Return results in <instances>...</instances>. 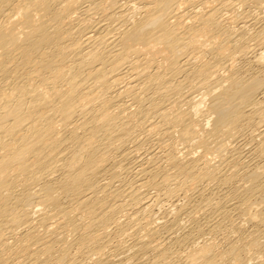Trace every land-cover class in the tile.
Listing matches in <instances>:
<instances>
[{
	"label": "bare ground",
	"instance_id": "bare-ground-1",
	"mask_svg": "<svg viewBox=\"0 0 264 264\" xmlns=\"http://www.w3.org/2000/svg\"><path fill=\"white\" fill-rule=\"evenodd\" d=\"M0 264H264V0H0Z\"/></svg>",
	"mask_w": 264,
	"mask_h": 264
},
{
	"label": "rangeland",
	"instance_id": "rangeland-1",
	"mask_svg": "<svg viewBox=\"0 0 264 264\" xmlns=\"http://www.w3.org/2000/svg\"><path fill=\"white\" fill-rule=\"evenodd\" d=\"M237 141H240V142H238V144H241V143L244 142V141L242 140V138L238 137V138H236V141L233 142V144L235 145ZM130 146H131V145H130ZM130 146H129V147H130ZM137 146H140V148L142 149V150H140L139 153H141V152H143V153H141V156H139L140 154L138 153V156H135L133 160H135V161H140V159H142L143 156H144V152H145L144 150H146V148H145L144 146H141L140 141H139V145L137 144L136 147H137ZM250 148H251V144L248 145V149H249V150H247V151H250ZM130 150H133V148L130 147ZM149 151H151V150H149ZM149 151H148V152H149ZM119 154L121 155V153H119ZM116 155H117V154H116ZM131 155H133V153H132ZM142 155H143V156H142ZM130 157H132V156H129L128 158H130ZM136 157H138V158H136ZM140 163H141V162H140ZM104 177H106V176L104 175ZM100 179H103V177H101ZM179 194H180V193L178 192L177 196L173 197L172 200H170L171 202H173L174 205L178 204V201H179L181 198H183V196L178 197ZM187 195H189V193H188ZM170 199H171V198H170ZM184 200H185V199H184ZM184 200H183V201H184ZM163 201L167 202V200H163ZM181 202H182V201H181ZM166 207H167V206H165V208H166ZM127 241H128V240H127ZM128 243H129V242H128Z\"/></svg>",
	"mask_w": 264,
	"mask_h": 264
}]
</instances>
